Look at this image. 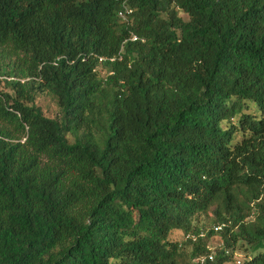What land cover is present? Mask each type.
Here are the masks:
<instances>
[{
    "label": "trees",
    "instance_id": "16d2710c",
    "mask_svg": "<svg viewBox=\"0 0 264 264\" xmlns=\"http://www.w3.org/2000/svg\"><path fill=\"white\" fill-rule=\"evenodd\" d=\"M237 248L264 264V0H0V264Z\"/></svg>",
    "mask_w": 264,
    "mask_h": 264
},
{
    "label": "rangeland",
    "instance_id": "374dc122",
    "mask_svg": "<svg viewBox=\"0 0 264 264\" xmlns=\"http://www.w3.org/2000/svg\"><path fill=\"white\" fill-rule=\"evenodd\" d=\"M180 16L184 19L187 18L186 14L180 12ZM39 104L43 108L46 114L50 116H56L58 115V108L55 104V102L49 98L48 96L41 97L39 100ZM201 224L204 225L205 230H208L211 227V218L202 216L201 217ZM174 238L181 239L182 233L181 232H175L173 234ZM221 244V241L218 237V235L213 236L209 241H208V246L211 247V249H219ZM248 252L243 249V248H237L234 252V259L230 261L228 264H242L243 259L245 256H247Z\"/></svg>",
    "mask_w": 264,
    "mask_h": 264
},
{
    "label": "built area",
    "instance_id": "2783aa9c",
    "mask_svg": "<svg viewBox=\"0 0 264 264\" xmlns=\"http://www.w3.org/2000/svg\"><path fill=\"white\" fill-rule=\"evenodd\" d=\"M131 12H132V10H131L130 8H128V7H124L123 9H121V10L118 12V15H119V17L122 18L123 20H127V16L130 15ZM131 39H132V40H136L137 37L134 36V35H132V36H131ZM221 227H222V225H216V226L213 227V230H214V231H219V230L221 229ZM201 235H202V234H201ZM192 238H194V237H192Z\"/></svg>",
    "mask_w": 264,
    "mask_h": 264
}]
</instances>
